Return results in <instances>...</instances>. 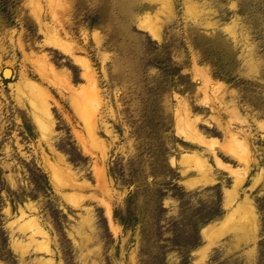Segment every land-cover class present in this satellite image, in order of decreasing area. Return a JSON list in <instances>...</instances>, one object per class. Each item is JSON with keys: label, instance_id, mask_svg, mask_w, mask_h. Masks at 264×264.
Wrapping results in <instances>:
<instances>
[{"label": "rangeland", "instance_id": "374dc122", "mask_svg": "<svg viewBox=\"0 0 264 264\" xmlns=\"http://www.w3.org/2000/svg\"><path fill=\"white\" fill-rule=\"evenodd\" d=\"M53 1L0 0V264H264V0ZM38 15L89 60L94 135L79 99L93 84L44 43ZM40 55L71 89L35 73ZM22 71L49 92L48 132L12 86ZM225 127L250 147L241 184ZM58 155L75 183L51 177ZM247 199L242 225L233 207ZM229 213L237 228L209 246L202 228Z\"/></svg>", "mask_w": 264, "mask_h": 264}, {"label": "bare ground", "instance_id": "6f19581e", "mask_svg": "<svg viewBox=\"0 0 264 264\" xmlns=\"http://www.w3.org/2000/svg\"><path fill=\"white\" fill-rule=\"evenodd\" d=\"M52 1L53 0H51V2ZM53 2L55 5L56 0ZM57 4L58 3H56V5ZM56 5L54 7H56ZM51 7H52V5H51ZM54 7H52V8H54ZM40 19L41 18H39V15H38L39 27L43 28V33H44V37H45L44 43L54 45V46L58 47L59 49H61L64 53H69L73 57L75 63L77 62V64L84 71V75L93 84L92 89H90L88 91H82L81 96L79 95V99L81 98V105L80 106L85 111V113L88 114L87 117H89V123L91 124L90 130H91L92 135H94L95 134V112L93 109L96 106L98 97H97V89H96L97 86H95L96 84H95L93 76L91 74V67H90L89 60H87L86 58H84L81 55L76 54V52L74 51L75 48L72 46V44L70 42H68L67 40H65L59 34V31L54 26L48 25L46 22H42ZM139 24L142 28L146 29L155 38H158L160 36L159 29L156 28L155 25H153V22H151L150 20H139ZM34 62L35 63H33V64H35V68H34L35 73H37L38 76L42 80H47V82L49 80L50 81L59 80L58 81L59 83L57 82L59 88H62V89H71L72 88V85L69 82L68 75L65 72L61 71L56 66H54L48 60V57L46 55H40L37 58V60ZM7 71H10V70L5 69L4 70L5 75H6ZM50 81H49V83H50ZM14 85H16L17 89L19 90V92H20L19 94H20L21 98L24 99L29 104L31 111H32V114H33V118L35 119L39 128L42 130V133L48 132V130L50 128L49 125L51 124L50 123L51 112L49 109V104L47 102V97L49 95L47 88L43 87L37 81H35V80L31 79L29 76H27L25 71L21 72L18 81L16 82V84L14 83L12 86L14 87ZM216 88H217V86H216ZM20 101H23V100H20ZM78 107H79V105H78ZM91 109H92V111H91ZM188 126L191 128L192 131H194V132L196 131L194 124L188 123ZM178 130L182 131V127L180 125H178ZM225 132L228 133V135H229V137H228L229 139L228 138L227 139L229 142L228 143L229 148L232 151L231 154L234 156V158L237 159V161L243 163L244 167H245V168L243 167L244 170H243V172H241L242 174H240L239 171L238 172L235 171L233 173L236 181L239 184H241L244 181L245 174H247L248 169L250 167V164L253 161L252 157H251L250 147L248 145L246 138L242 137L239 134L234 133V131L231 132L230 130L226 129V127H225ZM197 139L200 143L205 142L204 136L201 134H199ZM227 139H225V140H227ZM206 141H208V140H206ZM225 143H226V141H225ZM225 143L219 144V147L223 150H225ZM58 156H59V159L63 160V162L66 161V160H64V158H62L61 155H58ZM171 161H172V163L176 162V160L173 157H171ZM182 162H185V161L182 160ZM206 173H205V175H206ZM51 177L53 178V180L58 179V180L62 181V179L64 180L65 178H68L72 182L75 181L73 178L74 176H73V173L71 172V168H70L69 164L65 163V162L63 163V167H56V165L53 166V169L51 172ZM99 177L103 179V177H104L103 173H101ZM207 180L208 179L205 177L203 180L199 181L198 183L206 184V183H208ZM211 180H212V178H211ZM213 180H214V178H213ZM65 182H66V180H65ZM198 183H189L188 182V185L191 187V186H194ZM232 199H233V197H232ZM70 200H73V199L71 198ZM231 203H233V201H231ZM106 207H107L106 208L107 213H108V215H110L111 210H110V206L108 205V203H107ZM233 210L236 211L238 213V215H240V218H241L240 222L242 225H249L250 220L252 219L251 215L253 214L252 213L253 206H252L251 202L248 201V199L244 200V202L242 201V202L235 203ZM232 214H233V212H232ZM32 225H34V224H32ZM232 226H233V223L231 224V214L229 213V214H227V216L225 218H222L219 221L206 224L202 228L201 232H202L203 236L205 238H207V240L209 242V246H211L216 239H219V237L223 236L227 231H231V230H234L237 228V226H234V227H232ZM33 229H34V231L32 232L33 235H31V236H34V235L45 236L46 235V233L37 224H35V227ZM45 237H47V236H45ZM205 251H206V249H205ZM201 257H203V256H201Z\"/></svg>", "mask_w": 264, "mask_h": 264}, {"label": "trees", "instance_id": "16d2710c", "mask_svg": "<svg viewBox=\"0 0 264 264\" xmlns=\"http://www.w3.org/2000/svg\"><path fill=\"white\" fill-rule=\"evenodd\" d=\"M33 170V169H32ZM35 171H41L38 167H35ZM48 182V180H45L44 179V183L45 184H47V185H45L46 187H48L49 188V183H47ZM38 185H40V184H38ZM39 187V186H38ZM39 188H41V187H39ZM42 189V188H41ZM133 200V195L129 192V196H128V198H127V200H126V213H127V215L129 216L130 214H132V208H131V201ZM217 202H218V204L214 207V209H212L210 212H209V216L206 218V220L205 221H208V220H210V219H213V218H215V217H219L220 215H221V213H222V210H221V206H220V197L218 198V200H217ZM127 215H121V216H119V220H120V222L125 226V227H127L129 224H130V220H129V217L127 216ZM117 216V215H116ZM199 220L197 219V220H194V222L193 223H197ZM203 221V220H202Z\"/></svg>", "mask_w": 264, "mask_h": 264}]
</instances>
